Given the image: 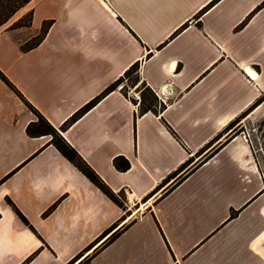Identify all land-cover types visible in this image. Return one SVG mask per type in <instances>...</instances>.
Returning <instances> with one entry per match:
<instances>
[{"label":"crops","instance_id":"crops-1","mask_svg":"<svg viewBox=\"0 0 264 264\" xmlns=\"http://www.w3.org/2000/svg\"><path fill=\"white\" fill-rule=\"evenodd\" d=\"M133 65L157 114L121 84L60 129ZM0 73V264H264L241 130L264 112V0H30L0 26ZM31 110L117 203L26 134Z\"/></svg>","mask_w":264,"mask_h":264},{"label":"trees","instance_id":"trees-1","mask_svg":"<svg viewBox=\"0 0 264 264\" xmlns=\"http://www.w3.org/2000/svg\"><path fill=\"white\" fill-rule=\"evenodd\" d=\"M30 0H0V26L3 25L19 8L23 7ZM30 24V15L27 18V21L24 23H18L19 26H29ZM50 23L45 22L42 24L39 35L32 41V43L24 44L22 46L23 50H28L38 44L43 37L45 36L47 29L49 28ZM137 70V65L131 66L127 71L124 72L123 76L118 78L108 87H106L98 96L90 100L83 107H81L77 112H75L67 122L61 126V130L64 129L67 125L73 123L76 119L90 110L98 101H100L105 95L116 90L119 85L129 78L132 74H135ZM0 79L9 86L14 92L17 91L12 87L8 80L0 73ZM138 77L135 76L133 82H137ZM147 96L141 93L139 101V114H144L150 111L153 114H157V98L148 90H145ZM264 99V98H263ZM162 108V105L159 104V109ZM34 111V110H33ZM35 112V111H34ZM249 112H244L240 117H244ZM37 116L36 123H30L27 125L25 132L29 137H40L46 136L49 137L47 145L53 146L63 157H65L70 163H72L81 174H83L93 185L99 188L107 197H109L113 202L115 200L113 194L103 185L96 173L89 167V165L77 154V152L69 146L59 135V133L49 125V123L35 112ZM209 157V156H208ZM208 157L205 158L208 159ZM114 168L119 172H124L129 168V163L122 157H117L113 161ZM47 213V212H46ZM233 214L230 215L232 217ZM81 264H88V261H85Z\"/></svg>","mask_w":264,"mask_h":264},{"label":"rangeland","instance_id":"rangeland-1","mask_svg":"<svg viewBox=\"0 0 264 264\" xmlns=\"http://www.w3.org/2000/svg\"><path fill=\"white\" fill-rule=\"evenodd\" d=\"M27 18L28 17H25L21 19L19 22L24 23L25 21H27ZM134 78L135 76L131 75L128 79L123 80V82L121 83L123 84L124 91L126 93L130 92V89H131V92L137 93L143 88V85L138 83L139 80L137 82H133ZM142 92L143 94H145V96H147V93L145 92V90ZM32 112L34 113V111ZM241 121H242L241 130H243L244 134H248L249 143L251 145L255 158L259 164L260 172L263 176V181H264V112H256L255 115L249 118H245V117L241 118ZM263 191H264V188H263ZM117 200L120 203V200L119 199Z\"/></svg>","mask_w":264,"mask_h":264},{"label":"built area","instance_id":"built-area-1","mask_svg":"<svg viewBox=\"0 0 264 264\" xmlns=\"http://www.w3.org/2000/svg\"><path fill=\"white\" fill-rule=\"evenodd\" d=\"M134 99L137 101V103L139 102V97L137 96V94H134L133 95ZM243 139L245 141H249V137H248V134H243Z\"/></svg>","mask_w":264,"mask_h":264},{"label":"bare ground","instance_id":"bare-ground-1","mask_svg":"<svg viewBox=\"0 0 264 264\" xmlns=\"http://www.w3.org/2000/svg\"><path fill=\"white\" fill-rule=\"evenodd\" d=\"M247 72H249V71H247ZM250 73L254 75V73H253V72H250ZM254 76H255V75H254Z\"/></svg>","mask_w":264,"mask_h":264}]
</instances>
